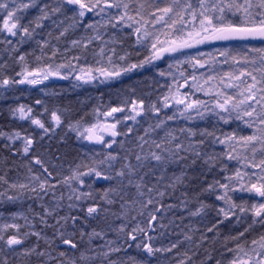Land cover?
Listing matches in <instances>:
<instances>
[{"label":"snow or ice","instance_id":"1","mask_svg":"<svg viewBox=\"0 0 264 264\" xmlns=\"http://www.w3.org/2000/svg\"><path fill=\"white\" fill-rule=\"evenodd\" d=\"M125 29L148 51L137 62L118 51ZM252 41L264 43V0H0V101L51 79L110 84L165 57L176 69L147 102L123 96L78 117L42 98L0 108V119L23 122L0 127V264H264V47ZM218 42L243 46L201 50ZM208 117L211 128L168 126ZM233 122L249 134L220 126ZM69 134L79 144L71 160ZM225 222L234 230L221 239ZM169 229L177 238L158 244Z\"/></svg>","mask_w":264,"mask_h":264},{"label":"trees","instance_id":"2","mask_svg":"<svg viewBox=\"0 0 264 264\" xmlns=\"http://www.w3.org/2000/svg\"><path fill=\"white\" fill-rule=\"evenodd\" d=\"M51 0H40L41 5L43 3H50ZM36 15H38V8H32L29 9L26 17L27 19H32ZM87 19V18H86ZM98 19V18H97ZM46 28L44 30H41L43 33H46L48 30H51L50 28V22H45ZM129 30L125 29L126 39L123 41V49L118 48V51L127 50L131 55L129 59L131 62H137L141 59H143L146 55H148L147 49L140 48L134 45V38L130 35H127ZM55 35V31L53 32ZM80 33L77 32L75 35H79ZM70 38H72L70 36ZM55 43V41H53ZM237 44V43H235ZM255 46H263L264 43H251ZM220 46V45H218ZM218 46H211V47H201L202 50L204 49H212ZM35 47L34 43H28L25 44L20 51H29L31 52L32 49ZM221 47V46H220ZM4 48L3 45H0V58L7 59V54L2 51ZM61 48L63 49V44H61ZM72 53H69L71 55ZM31 59V57H30ZM16 70H19L18 66L16 67ZM163 71L166 73L165 76H161L159 73ZM171 71L168 65H159L157 67H152L149 69L143 68V69H137L129 74L128 77H122L121 79L114 81L110 84L105 85H96V84H83L79 88H74L73 84L74 81L69 80H53L48 83H45V85L37 86L36 88H29L27 91H24L26 86H20L17 90H11L8 95L9 99L7 101H0V108L6 109L9 104H14L15 102L23 103V104H33L34 100L37 98L44 99L48 105L51 107L53 105H71L73 109V117H78L79 115L84 114L85 112H91V109L96 106L97 104H104V105H111L116 106L121 103V99L123 96H127L129 99H135V98H145L146 102L147 100H155L158 96L163 94L166 90L168 85H170L172 82L168 80V72ZM12 74V73H9ZM46 87V91L49 93L48 95H45L44 93L39 91L40 87ZM133 89L135 90L133 92ZM52 93H58V95H53ZM122 94V95H121ZM12 97H19L18 101H14ZM171 109L168 110V114H171ZM122 115V114H119ZM118 115V116H119ZM87 119H91V116H88ZM150 122V121H149ZM20 123L13 125L11 124L7 117L5 112V117L3 119H0V127H4L5 130H8L11 127H18ZM216 123L215 117H208L205 120H199L196 121H185L182 118H177L174 121H169L168 126L171 128H180V127H193L196 129L200 128H211ZM128 125H131L132 122L128 121ZM26 126V125H25ZM224 131H237L238 135H248L249 130L244 128L239 122H233L230 125H220ZM118 127H124V125L118 126ZM147 127V122H142V125H137L133 132V138L137 134H143V128ZM163 133L160 132L159 135H162ZM72 138L69 140V147L65 149L70 155L68 157L69 160L73 159V157L76 155L77 150L79 149V144L75 141L74 134H69ZM119 139V138H118ZM86 148L95 147L96 151H101L102 146L100 145H87L85 143ZM114 148H117V146H113ZM217 150H220L219 148ZM236 162H231V166H234ZM170 203H174L175 201H168ZM28 203L25 202L24 204H18L14 207L11 206H5V208L11 207L12 211L15 210H21L26 211ZM35 207V205H33ZM39 210L38 208L36 209ZM181 213L174 212L169 213L168 218H171L173 215L179 216ZM186 215V214H185ZM165 220V223H167V219ZM210 219V218H209ZM177 223H180L179 220H177ZM184 224L189 223L188 220H185L183 222ZM191 223L198 228L203 229L204 224H207L208 221H204V224L199 223L198 220H193ZM186 230V229H185ZM220 233H221V239L224 235H227L229 232L234 230V226L228 222H225V224L220 225ZM179 231V229H177ZM197 236L199 233L196 234ZM209 237H212V233H208ZM177 237L175 235L171 234V229H169L168 234L164 236H159V239L157 241L160 245H166L168 241L175 240ZM182 238V237H181ZM219 247V244L216 243L213 244L212 240H209L207 244L204 245V247ZM128 254L130 256L136 257L137 259H144V254L140 252L139 250L135 248H131L128 250ZM201 255H203V249H201ZM152 264H156L155 261L152 262ZM160 264H164V260L161 259Z\"/></svg>","mask_w":264,"mask_h":264},{"label":"rangeland","instance_id":"3","mask_svg":"<svg viewBox=\"0 0 264 264\" xmlns=\"http://www.w3.org/2000/svg\"><path fill=\"white\" fill-rule=\"evenodd\" d=\"M221 47H225V46H231V47H242L243 45H242V43H237V44H232V45H220ZM220 46H218V47H220ZM253 46H255V45H253ZM255 47H264V45L263 46H255ZM202 50V49H201ZM202 51H205V52H210V51H212V49H204V50H202ZM171 61L168 59V57H165L164 59H160V60H156V61H154V63L152 64V65H146L144 68H146V69H149V68H152V67H157V66H159V65H168L169 63H170ZM182 71H186V74H188V73H190L191 71H192V69L188 66V65H184L183 66V68L181 69ZM224 70H227V67L225 66V69ZM201 71H203V70H201ZM176 72V69L175 68H173L172 69V73H175ZM129 76V74H127V75H125V76H123V77H128ZM53 80H57V79H51V80H49V81H46L45 83H48V82H50V81H53ZM168 80L170 81V82H172V76H168ZM114 82V81H113ZM96 85H105V84H99L98 82L97 83H95ZM182 91H188V89L187 88H184ZM194 98H199V99H208V97H206L203 93H200V92H196L195 93V96H194ZM117 115H119V114H117ZM239 124H241V123H239ZM244 128H246L243 124H241ZM247 129V128H246ZM249 130V129H248ZM250 131V130H249ZM85 143H87V142H85Z\"/></svg>","mask_w":264,"mask_h":264},{"label":"water","instance_id":"4","mask_svg":"<svg viewBox=\"0 0 264 264\" xmlns=\"http://www.w3.org/2000/svg\"><path fill=\"white\" fill-rule=\"evenodd\" d=\"M252 42H260V41H252ZM217 44H225V43H216V44H213V45H217ZM203 46H210V45H203Z\"/></svg>","mask_w":264,"mask_h":264}]
</instances>
